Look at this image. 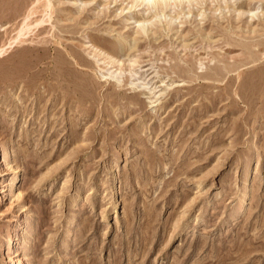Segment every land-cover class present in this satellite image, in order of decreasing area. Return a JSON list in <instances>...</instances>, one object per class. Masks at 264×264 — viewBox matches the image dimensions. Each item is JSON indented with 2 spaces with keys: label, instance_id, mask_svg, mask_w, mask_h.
<instances>
[{
  "label": "rangeland",
  "instance_id": "rangeland-1",
  "mask_svg": "<svg viewBox=\"0 0 264 264\" xmlns=\"http://www.w3.org/2000/svg\"><path fill=\"white\" fill-rule=\"evenodd\" d=\"M0 264H264V0H0Z\"/></svg>",
  "mask_w": 264,
  "mask_h": 264
},
{
  "label": "bare ground",
  "instance_id": "bare-ground-1",
  "mask_svg": "<svg viewBox=\"0 0 264 264\" xmlns=\"http://www.w3.org/2000/svg\"><path fill=\"white\" fill-rule=\"evenodd\" d=\"M143 1H150V0H143Z\"/></svg>",
  "mask_w": 264,
  "mask_h": 264
}]
</instances>
